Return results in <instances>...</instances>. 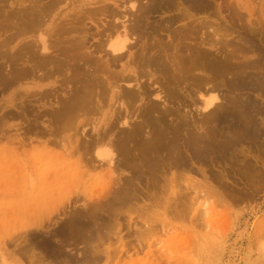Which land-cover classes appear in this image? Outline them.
Returning <instances> with one entry per match:
<instances>
[{"label": "bare ground", "instance_id": "obj_1", "mask_svg": "<svg viewBox=\"0 0 264 264\" xmlns=\"http://www.w3.org/2000/svg\"><path fill=\"white\" fill-rule=\"evenodd\" d=\"M7 1V15H5L6 13L3 14V11L0 12V28L2 27L1 30H3L8 27V31L12 32L5 36L8 38L5 39L8 43L4 41L0 44V58L8 59L9 68L7 69L8 75L5 74L6 76L2 77V66H0V84L2 86L6 87L8 85V88H11L13 85H20L21 82L31 80L30 83L33 84L34 88L42 89L44 84L37 81L36 78H49L53 74L60 76L58 80L59 87H63V94L66 97L59 100L60 97L54 95V98H58V101L56 99L58 107L53 108V111L48 114L52 119V124L56 123L57 132H66L71 126L74 131L78 129V119L83 114L87 116V113L98 111L103 116L104 101L113 102L108 104L110 113L104 115L106 116L105 119L98 121L94 118L96 122H92L93 131H91L92 134L95 132L93 134L95 138L92 144L88 142L90 139H86L87 142H84V145H89V147L90 145H97L96 148L111 144L114 141L111 138L115 128L114 124L120 125L118 129L119 136L114 145L119 146V153H117L121 158L117 157L114 164L113 158L105 160L102 154L96 152L97 156L101 157L98 166L107 173L105 175L107 181L105 182H108L106 184L110 186V188L108 187L110 193L108 201L111 195L112 199L110 200L111 203L105 202L107 196L104 195L108 193L106 191L105 194H102L105 197L104 202H102L103 197L101 198V193L99 194L100 200L97 199L100 202L96 201L97 203L91 204L94 208H92L94 212L91 216L93 220L99 218L94 214L95 209L97 211L105 209L107 212L110 210L116 212L114 209L115 203L118 208L130 204L131 194L138 193L137 190L140 188L139 186V188H136L137 184L134 185L137 180L133 183L136 177L147 180L148 190L145 187L147 193L152 192V190L154 192L155 188L150 190L149 186L159 184V188L163 189L164 184L162 183V185L161 181L163 182L164 179L168 178V176L166 177L168 172H175L174 174L177 172V176L184 175L186 172L187 174L188 172L191 174L194 172L195 174V168L197 167L192 165L193 161L190 162L191 159L203 168V165L205 166L207 162L206 160H213L214 157L216 159L217 155L226 159L231 158L234 154L236 155L235 152L233 154V151L238 145H244L246 142L252 141L256 145L264 144L262 141L263 133L257 122L260 119L256 118L262 114L264 109L261 106L262 101L260 102L257 99L264 95V21L251 20L249 24L254 25V27L250 25L248 27L241 16L242 14L236 12L237 8L233 5L234 2L232 5L235 9L231 7L232 5L229 6L227 0H225V8L228 5V10L233 15L230 21L232 20L235 23V20H237L240 23L239 28H234L235 31L231 27L233 23L229 26L221 24L222 22L217 23V21L216 24L215 20L214 22L212 20L208 21V16L214 13L209 8L208 0H112L116 7L120 8V11L110 8L108 4L102 5L106 0H90L97 3L99 7H95V11L91 12H88L90 9L84 7L87 6L84 0H75L76 4L75 1L71 3L70 0ZM67 1L68 4L69 1L70 4H74V7L68 8V12L56 11L61 2L67 4ZM118 2L120 3L118 4ZM6 3L4 0L2 4L5 5ZM11 5L15 7L11 8ZM221 5L219 4V6ZM74 9L73 15L68 14L70 10ZM173 10L174 15L165 16L167 12ZM104 12H108V16L115 21L106 23L107 26L105 25L106 27L104 26L105 28L101 29L102 32L97 33L99 41L97 44L95 43L94 51L97 54L98 52H104L105 56L96 57L93 54L95 52L89 51L90 46L88 44L91 37L89 35L91 34H89L86 19H95L97 14L101 15ZM159 13H163V15L160 16ZM206 18L207 20H205ZM117 21L120 23H117ZM234 32L237 33L238 39L228 40L227 37ZM200 33L202 34L200 35ZM104 36L105 39H103ZM29 37L35 39L20 43V41ZM167 37L170 40H167ZM254 38H258L259 42H255ZM16 39H18L17 46H10L9 44ZM188 39L192 40L193 44L190 45L187 42ZM7 44L8 52L6 53L3 48H7ZM90 45H93V43ZM236 51L238 54L249 51L256 57L250 59L251 61L242 63L243 60L237 58ZM126 54H128V59L124 60L125 62L122 64V72L110 71L109 67L119 61L122 62ZM104 57H106L105 60L102 59ZM196 70H200L201 73L196 72ZM3 71L5 70L3 69ZM118 82L129 83V86L127 85V88L124 89L121 87L122 83L118 84ZM115 88L117 90H114ZM58 90L60 89L57 88ZM43 92L40 93V96L47 97L49 101L48 93L51 91L45 93L43 90ZM219 92L221 93L219 94ZM211 93L218 94L216 100L214 98L215 101L207 99V94L210 96ZM115 103L120 108L118 111ZM171 103H176L178 107L173 108ZM132 105L135 106L133 111L130 110ZM188 105L195 106L196 109L194 110L204 113H201L202 115L196 119L189 116V110L183 113L179 110L181 107L186 108ZM51 106L53 107V104ZM199 106H201V109ZM202 109L204 110L202 111ZM202 124L209 129L200 131L203 128ZM82 135L85 137L84 130H82ZM54 142L56 141L54 140ZM66 143L68 142L66 141ZM182 145L188 147L190 156L185 155ZM236 157H239L238 154ZM236 159L238 160V158ZM122 168L130 170V175L126 176V174V177L122 178ZM202 168L200 170L204 173L206 169ZM252 168L253 166L250 170ZM79 172L77 173L79 174ZM221 174L223 176L224 173ZM204 175L207 177V174ZM172 176L175 175L172 174ZM76 177H79V175ZM258 177H255L256 180L259 179ZM215 178L221 182L224 180H221L217 175ZM178 179L180 180L179 177ZM146 182L142 184L144 185ZM105 187L107 190V186ZM105 187L101 190H105ZM181 187L184 188L182 183ZM181 187L176 190L174 188L172 192L182 193ZM214 188L213 186V191H216ZM154 193L153 195H155ZM217 196L221 195L217 193ZM180 198L182 199V195ZM183 204H185L184 201ZM88 205L90 206V204ZM116 205L115 207H117ZM92 213L89 214L92 215ZM93 220L91 221L93 222ZM64 223L53 234L60 235L61 232H64L63 229L70 233L72 230L74 232L83 231V229L87 231L90 228L89 225L85 224L86 222L79 224L78 216L69 217ZM88 252L90 253L86 254L88 255V257L86 256L87 264H95L100 260V258L98 260V257L95 258L99 252L96 255L95 250L94 252L88 250Z\"/></svg>", "mask_w": 264, "mask_h": 264}, {"label": "rangeland", "instance_id": "obj_2", "mask_svg": "<svg viewBox=\"0 0 264 264\" xmlns=\"http://www.w3.org/2000/svg\"><path fill=\"white\" fill-rule=\"evenodd\" d=\"M1 1L0 12L3 11L4 13H2L7 15L8 1L5 0V3L7 2L6 6L2 4L4 0ZM70 1L72 3L75 0ZM70 1L69 4L68 1L67 4L66 2H61L56 11L63 10L61 12H68L71 7H74V4H70ZM84 1L87 4L84 7L88 10L90 9V11L87 10L88 12L95 11V7L99 8L98 4L93 1ZM208 2L211 5H209L210 10L214 11L213 14L208 16V21L212 20L214 22L215 20V23L217 21V23L222 22L221 24L232 25L231 23L233 22L232 20L230 21V18L233 15L227 6H231L233 2V5L238 9V11L236 9V12L242 14L241 16L248 27H254V25L249 24L251 20L264 21V0H227L228 5L226 8L225 0H208ZM103 4H108L110 8L120 11V8L116 7L112 0H106ZM233 5L231 7H234ZM13 7L15 6L11 5V8ZM217 8L219 9L217 10ZM70 11L68 14L73 15L75 9ZM159 14L160 16L163 15V13ZM174 14L173 10L172 12H167L165 16ZM96 16L92 20L86 19L89 34H91L89 37H92L89 38V51L93 52H95V43L97 44L99 41L97 33L99 31L102 32L101 29L103 30L106 23L115 21L108 16V12L101 13V15L97 14ZM235 23H233L235 27L231 26L233 31L239 28L240 24L237 20H235ZM97 24L99 27L96 26ZM1 29L2 27L0 28V39H2L0 44L4 41L8 43L6 41L8 38L5 36H8L12 31H8V27ZM210 30L212 31L211 28ZM206 31L211 32L209 30ZM233 38L234 40L238 39L237 33L234 32L227 37L228 40ZM31 39L35 38H25L20 43ZM103 39H105V36ZM166 39L170 40L169 37ZM254 41L259 42L258 38H254ZM187 42L190 45L193 44L192 40L188 39ZM92 43L93 45H90ZM16 44H18V39L9 45L16 47ZM6 47L3 50L7 53L8 44ZM248 52L238 54L236 51L238 54L237 58L242 59V63H244L256 57L252 52ZM95 53L93 54L96 57H103L104 55V52ZM127 55L122 62L119 61L117 62L118 64H112L109 67L110 71L122 72V64L128 59ZM105 58L102 59L105 60ZM0 66H2L3 72L1 75L5 77V74L8 75V59L0 58ZM197 71L200 72V70ZM50 77V79L48 77L41 79L38 77L39 80L36 78L37 81L44 84L42 89L34 88L33 84L30 83L31 80L24 81L29 83L21 82L20 85L16 84L11 88H8V85L5 87L0 84V264H75L76 262V264H87L86 256L88 257V255L86 254L90 253L88 250L93 252L95 250V255L99 252L95 258L97 259L98 257V260L99 258L100 260L95 262V264H264V144L256 145L253 141L246 142L244 145L236 146L233 151V154L235 152L239 157L234 154L231 158L229 157L230 159H226L217 155L216 159L215 157L213 160L208 159L205 166L203 165V168L207 170L204 173L200 170L202 166L200 167L198 163L191 159L190 162L193 161L192 165L197 167L194 168L198 172L195 171V174L194 172L192 174L190 172L187 174L186 172L180 176H177V172L176 174H174L175 172H168V175L166 174L168 178L164 179L163 182L161 181V184H164H162L164 186L163 189L159 188V184H151L152 186H149L150 190L155 188V193L153 190L147 193V180L144 179V181L143 178L136 177L133 183L137 180L134 183L135 186L137 184L136 188L140 187L137 192L143 193L134 192V194H131L130 204L123 205V207L120 206L121 209L115 203L117 206L115 207L114 205L116 212L111 210L107 212L105 209V211L100 209V211H97L95 209L96 212L94 214L97 218L99 216V218L93 220L91 216H93L92 212L94 210L92 211L93 205L91 204L100 202L98 201L99 194L101 193V198L103 197L102 202H104V196H107L105 202L111 203L110 200L112 199L111 195L108 201L110 186L106 184L108 182H105L107 181L105 176L107 173L98 166V161L101 160V157H98L97 153L102 154L105 160L113 158V163L117 160V157L121 158L118 154L119 146L114 145L119 136L118 129L120 125L114 124L115 128L111 137L114 141L111 144L101 145L102 147H97L99 149L96 148L97 145H90V147L89 145H84V142H87L86 139H92L88 141L92 144L95 138V135L93 136L95 132L92 134V122L105 119L106 116L104 115L110 113L108 104L113 102L106 100L104 101L105 106H103V116L98 111L87 113V116L83 114L78 119L79 122H76L78 129L74 131L71 126L66 132H57L56 123L52 124V119L48 114L53 111V108L58 107L56 99L57 101L59 97V100L65 99L66 96L63 94V87H59L58 80L60 76L53 74ZM121 83L118 82V84ZM127 85L129 86V83H122L121 87L125 89ZM56 87L61 91H57ZM52 89H54L53 92ZM43 90L45 93L51 91L48 93L49 101L47 97L40 96L41 92L44 93ZM114 90L117 89L115 88ZM54 95L58 98H54ZM217 97V93H211L210 96L207 94V99L212 101H215ZM257 99L260 102L262 101L261 106L264 107V95ZM52 104L53 107L51 106ZM171 106L173 108L178 107L176 103H171ZM115 107H117V111L120 109L117 103H115ZM134 107V105L130 106V110L133 111ZM199 107L201 109V106ZM182 108L179 109L182 113L189 110V116H193L196 119L202 115L201 113H204L194 110L196 107L192 105ZM256 118L260 119L257 122L263 133L262 141L264 143V109L262 114ZM202 127L200 131L209 129L205 125ZM82 130L85 132V137L82 135ZM182 148L185 155L188 154L187 156H190L188 147L182 145ZM252 166L255 169L252 168L250 170ZM245 169L247 170L246 172L244 171ZM251 171L252 173H250ZM121 173V177L124 178L130 175V170L122 168ZM221 173H224L223 176ZM172 174L175 176H172ZM204 174H207V177ZM77 175L79 177H76ZM216 175L221 180L224 179L222 180L223 182L218 181L215 178ZM254 176L256 178L259 176V179L256 180ZM225 181L227 182L225 183ZM99 182L104 187L107 186L109 188L106 190L105 187V190H101L104 187ZM144 182H146L145 186L142 184ZM181 183L184 186L183 189ZM179 186L183 190L182 193L172 192L174 188L175 190L180 188ZM210 186H212V189ZM213 186L216 191H213ZM209 188L211 192L210 190L208 191ZM164 190L165 192H163ZM106 191L108 193L102 196ZM217 193L221 196H217ZM223 193L225 194L223 195ZM181 195L182 199L180 198ZM183 201L185 204H183ZM66 206L67 208H65ZM105 207L107 206L105 205ZM86 212L88 213L85 214ZM89 213H92V215ZM71 215L73 217L78 216L79 224L86 222L85 224L90 227L88 228L89 231L88 229L87 231L83 229V231L75 232L72 230L68 233V231L63 229L64 232H61L60 235L53 234L65 224L64 222L69 217H72ZM95 221H97V224ZM101 221H103L102 224ZM144 228L146 229L143 230Z\"/></svg>", "mask_w": 264, "mask_h": 264}]
</instances>
